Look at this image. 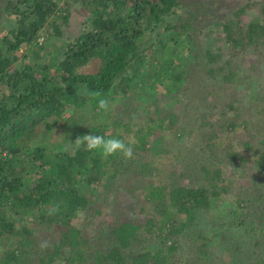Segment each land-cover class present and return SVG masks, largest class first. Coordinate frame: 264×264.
I'll use <instances>...</instances> for the list:
<instances>
[{
    "label": "trees",
    "instance_id": "1",
    "mask_svg": "<svg viewBox=\"0 0 264 264\" xmlns=\"http://www.w3.org/2000/svg\"><path fill=\"white\" fill-rule=\"evenodd\" d=\"M224 1L0 0V264H264V0ZM191 62L225 93L196 86ZM231 84L249 99L239 119ZM141 97L156 112L138 124L118 104ZM254 124L258 138L223 145ZM88 134L134 158L74 143ZM223 158L251 170L227 218Z\"/></svg>",
    "mask_w": 264,
    "mask_h": 264
},
{
    "label": "rangeland",
    "instance_id": "2",
    "mask_svg": "<svg viewBox=\"0 0 264 264\" xmlns=\"http://www.w3.org/2000/svg\"><path fill=\"white\" fill-rule=\"evenodd\" d=\"M197 1V0H196ZM235 0H225L224 3H226V5H230L231 7L233 6V3H234ZM211 6V5H210ZM197 7H195L194 9H196ZM228 9L225 8V6H223L221 8V6H218V5H214L212 4L211 6V9H208L206 10L205 12L207 13H212V12H215V18L219 19L220 17L224 16L225 14V11ZM205 12L203 13H200V15H204ZM194 18H198L200 16H193ZM213 17V19H214ZM209 35H212L213 37H211L210 39H207L208 37H199V39H202V43L201 45H205V47H215V42H217V40H220V39H217L215 37V34L213 32H211ZM39 41L41 40L42 41V36H40L39 38ZM251 56H247L246 59H250ZM241 57L239 55L235 56L234 60L232 62L236 63V61H240ZM192 63V62H191ZM193 65V63H192ZM196 68L194 69V65H193V69L192 71L189 73L188 72V76L192 79V81H194V84L196 86H203V85H208V87H212L211 89H220V86H219V83H217V81L215 79H212V78H209V76L207 75L206 73V70H205V67H204V64H197L195 66ZM243 80V78H242ZM232 86H236L237 87V91L236 93L238 92V95H236L238 97V100H236L235 102L237 103L235 105V107H238L240 110L239 111H242L243 114L241 115H237L239 114L238 112L239 111H236V110H231L229 112L230 115H234L236 116L235 118L239 119L240 117H242L243 115H247V107L249 106V102H247L249 99L246 98L245 96V92L243 90L244 88V84L242 85H238V84H231ZM216 86V87H214ZM222 86V85H221ZM197 88V87H196ZM222 92L225 91V88H221L220 89ZM220 90L219 92H217L218 94H216L217 98L221 96L227 98V96H225L223 93H220ZM227 91V90H226ZM225 93V92H224ZM232 95V94H230ZM229 95V96H230ZM201 97L204 98V96L201 95ZM235 97V95L233 97L230 96V100H233V98ZM217 102L221 105L223 100H217ZM150 102L148 100H145V98H137V99H133V100H130L128 102H125L121 105V103L118 104V107L122 108V107H125L126 108V113L128 115H130L135 122L139 121L138 124H140L141 122H143L142 120H144L145 116L147 115H153L154 112H156V103L152 102V106L149 104ZM256 103V102H255ZM167 104H166V106ZM118 108L117 111L120 112L121 114V109ZM116 111V112H117ZM116 114L115 111L112 110L111 114L113 115L114 113ZM112 115H106L107 117L109 116H112ZM110 121L111 119L108 118ZM253 121H256V118H253ZM112 122V121H111ZM110 127V126H109ZM258 125H253L249 127V129H251V131L249 132H246L245 130H242L244 128H237L236 129V132L234 133H231V138L230 139H226L225 143L223 145H227L228 143L231 144L232 141L231 139L232 138H237V139H241V137H248V138H253V140H255L256 138H258ZM181 127L179 124H171L169 125V128L165 131L166 134H170V137H174L176 136L178 133H181ZM196 134V133H195ZM199 136L197 137V134L196 136H193V141L192 143H196L194 141H197L199 140ZM172 141V140H171ZM168 142V141H167ZM166 142V143H167ZM164 141L160 140V141H157L155 143H153V146H152V149L153 150H167V146L170 145V143H167L166 144ZM223 163V166H225L224 168V171L225 173L229 176V178L231 179L232 181V186H231V190L226 193L224 195V198H226V203L225 205L223 206L221 204V208L222 210L224 209V211H222V213L225 215L224 218H227L229 217L230 215V212H229V205H230V201H232V206H235V202H236V199L239 195L241 196H245V197H249L251 196L250 194V190L247 188L246 189V183H245V180L246 178L248 177L249 175V172L248 171H251L250 169H247L246 167H250V164L247 162V164L243 165L245 167H237V166H234L233 164L227 162V160L225 158H223V160L221 161ZM192 179H195L194 177H192ZM250 194V195H249ZM124 199L123 200H126V201H129L132 197L127 194V193H124ZM131 214V213H130ZM170 244V243H169ZM186 253L184 250L180 249L177 251L176 255H175V258H176V261L178 262H182L185 260L186 258ZM186 264V263H184Z\"/></svg>",
    "mask_w": 264,
    "mask_h": 264
},
{
    "label": "clouds",
    "instance_id": "3",
    "mask_svg": "<svg viewBox=\"0 0 264 264\" xmlns=\"http://www.w3.org/2000/svg\"><path fill=\"white\" fill-rule=\"evenodd\" d=\"M87 95L91 98L97 99V108L107 112L110 110V101L107 98L101 96L99 92H87ZM77 146L81 144L86 145V150L93 152H99L104 158L112 157L117 154L122 155L124 159L134 158L133 146L131 143H126L124 139L118 137H108L98 134H88L83 137L77 138L74 142ZM60 211L58 204L51 206L48 209L47 214L49 216L55 215ZM48 240H41L38 247L43 252L50 247Z\"/></svg>",
    "mask_w": 264,
    "mask_h": 264
}]
</instances>
